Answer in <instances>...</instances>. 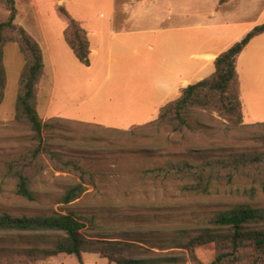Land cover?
I'll return each instance as SVG.
<instances>
[{
    "label": "rangeland",
    "instance_id": "obj_1",
    "mask_svg": "<svg viewBox=\"0 0 264 264\" xmlns=\"http://www.w3.org/2000/svg\"><path fill=\"white\" fill-rule=\"evenodd\" d=\"M14 1L15 23L37 40L45 57V74L36 89L38 113L45 123L54 119L63 121L58 126L55 147L68 156L81 158L85 167L94 172L96 184L87 186L78 200L64 204L61 199L67 186L75 182L73 175L47 167L32 185L34 201L19 196L14 182L5 177L6 164L33 144L31 130L15 120L19 81L26 61L19 45L11 42L4 47L7 87L0 105V214L14 217L76 214L96 222L97 229L84 231L86 236L99 235L110 241L116 239L109 238L119 237L144 247H155L156 253L167 254L176 250L172 248L174 240L186 242L189 237L196 236L218 212L240 202L264 208V193L257 190L250 195L249 183L238 181L233 186H219L210 195L203 196L182 193L180 187L184 182L144 173L168 159L200 162L202 152L207 150L213 155L260 150L264 139V126L260 125L264 123V46L252 50V61L241 68L245 128H231L228 119L218 112L201 110V124L193 120V128L184 138L170 136L165 129L159 132L136 129L133 134L126 135L105 134L89 125L118 130L143 126L138 124L142 121L140 116L128 115L126 111L132 102L117 91L104 92L92 103L86 102V93H78L76 88V77L81 76L77 69L71 66L63 71L56 83L51 62V57L56 56L51 53L52 48L56 51L58 42L64 41L68 25L61 8L74 19H81L105 13L100 0H50V4L49 0ZM128 1L132 0H116L117 29L132 24L123 6ZM226 1L222 0L219 6L206 7L208 15L201 22L213 18L218 11L236 8L246 9L251 15L247 25L264 21V14L259 12L261 5L250 7L237 1L227 6ZM8 16L6 5L0 2V23ZM113 87L121 89L124 85L116 83ZM192 150L201 151V154H192ZM37 242L32 235L20 239L0 234V264H79L76 256L66 254L37 261L27 258L24 249ZM215 256V245L200 246L194 249L195 258L189 256L185 264H210ZM82 258L84 264H111L99 254L84 253Z\"/></svg>",
    "mask_w": 264,
    "mask_h": 264
},
{
    "label": "trees",
    "instance_id": "obj_2",
    "mask_svg": "<svg viewBox=\"0 0 264 264\" xmlns=\"http://www.w3.org/2000/svg\"><path fill=\"white\" fill-rule=\"evenodd\" d=\"M0 2L9 11L7 20L0 23V105L7 87L4 47L14 42L19 45L26 61L19 81L15 120L31 130L33 140L25 153L6 164L4 175L14 182L16 193L29 201L35 200L32 185L47 167L73 175L76 180L67 186L61 199L64 204H71L82 197L87 186H95V174L85 167L81 158L68 156L55 147L58 126L63 121L54 119L45 123L37 110L36 89L45 74L42 48L35 38L15 23V1ZM60 11L68 21L64 30L65 42L77 60L89 66L90 42L86 30L65 9L61 8ZM262 34L264 23L254 27L239 42L220 54L215 61L214 74L183 89L177 100L160 109L156 120L133 130L89 126L105 134L118 135L133 134L136 129L155 132L165 129L170 136L184 138L192 130L193 120L201 124V110H204L216 111L226 117L231 128H245L237 60L249 43ZM260 125L264 126V123ZM200 152L190 151L192 154ZM144 173L184 182L180 190L185 194L206 196L219 186H233L238 181L251 185L250 195L257 190L264 193V139L259 151L213 155L207 150L202 152L200 162L168 159ZM88 229H97L96 222L76 214L37 217L0 214V234L20 239L32 235L38 241L23 251L33 261L66 254L76 256L79 264H84L82 254L92 253L99 254L111 264H185L189 256L195 258V248L213 244L216 256L210 264H264V208L250 202H240L216 213L209 219L207 227L196 236L189 237L186 242L174 240L172 248L176 250L167 254L156 253L153 251L155 247H144L119 237L109 238L116 239L110 241L104 240L108 237L99 235L86 236L84 231Z\"/></svg>",
    "mask_w": 264,
    "mask_h": 264
},
{
    "label": "crops",
    "instance_id": "obj_3",
    "mask_svg": "<svg viewBox=\"0 0 264 264\" xmlns=\"http://www.w3.org/2000/svg\"><path fill=\"white\" fill-rule=\"evenodd\" d=\"M221 1H128L123 6L132 24L117 29L116 0H100L105 13L76 19L89 38L90 65L79 63L65 40H61L56 51H51L56 55L51 57L56 83L60 73L72 66L81 74L75 84L78 93H86V102L92 103L104 92L123 93L132 102L126 108L128 115L140 116L142 121L138 124H148L158 117L164 105L177 100L183 89L213 75L217 57L264 23L247 25L251 15L239 8L218 11L213 18L201 22L208 15L206 7L219 6ZM237 1L250 7L261 5L259 12L264 14V0H227L225 4L230 6ZM36 4L39 7L38 1ZM191 20L195 22L183 24ZM263 43L264 34L254 38L237 60L244 120L241 68L252 61V50L261 48ZM116 83L124 87H113Z\"/></svg>",
    "mask_w": 264,
    "mask_h": 264
},
{
    "label": "bare ground",
    "instance_id": "obj_4",
    "mask_svg": "<svg viewBox=\"0 0 264 264\" xmlns=\"http://www.w3.org/2000/svg\"><path fill=\"white\" fill-rule=\"evenodd\" d=\"M211 59V58H210Z\"/></svg>",
    "mask_w": 264,
    "mask_h": 264
}]
</instances>
